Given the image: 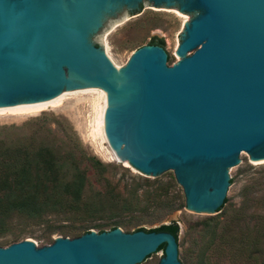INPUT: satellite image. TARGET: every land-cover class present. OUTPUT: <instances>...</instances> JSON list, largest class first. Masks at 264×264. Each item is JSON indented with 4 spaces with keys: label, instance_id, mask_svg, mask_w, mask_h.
I'll use <instances>...</instances> for the list:
<instances>
[{
    "label": "water",
    "instance_id": "water-1",
    "mask_svg": "<svg viewBox=\"0 0 264 264\" xmlns=\"http://www.w3.org/2000/svg\"><path fill=\"white\" fill-rule=\"evenodd\" d=\"M144 7L187 17L178 61L149 45L119 68L104 34ZM85 89L104 93L118 162L146 178L172 172L183 209L215 216L240 155L264 163V0H0V109ZM161 246L157 264H181L171 233L116 227L11 243L0 264H141Z\"/></svg>",
    "mask_w": 264,
    "mask_h": 264
},
{
    "label": "rangeland",
    "instance_id": "rangeland-1",
    "mask_svg": "<svg viewBox=\"0 0 264 264\" xmlns=\"http://www.w3.org/2000/svg\"><path fill=\"white\" fill-rule=\"evenodd\" d=\"M186 20L187 17H183L175 11L144 7L138 14L126 18L105 33L104 47L113 63L121 67L126 64L134 51L143 46H149L153 38L162 39L164 41L163 49L169 57L167 64L171 66L178 61L174 55L177 48L176 35ZM97 95V92H90L70 97L61 106L59 105V108H49L35 115H24L25 117L2 115L0 116V139L6 137L9 142L22 140L37 128L39 125L37 120L45 118L44 126L50 128L60 140L67 141L74 138L88 156L96 157L107 166V173L104 175L105 181L97 179L91 170L88 171L89 185L84 199L86 201L97 200L104 206V212L97 223L110 224L119 221L127 223L128 226L117 228L124 232H133L139 228L150 230L160 225L176 222L179 226V261L181 264H199L197 255L202 243L199 241L203 232L197 223L212 216L197 215L183 209L185 207L184 197L172 172H166L157 178H146L125 163L105 157L107 152L103 154V150L109 148L107 143L102 140L101 134H91L93 97L96 98ZM92 135L95 137L93 138ZM239 159L240 163L229 171L231 184L227 192L228 201L225 209L242 208L243 214L264 215V163L250 164L245 153H242ZM131 177L148 180L151 184L139 181L141 187L137 186L139 188L136 191V200L128 202L131 199L129 191L136 187V182L132 181ZM168 182L172 183L174 187L169 188ZM246 187L249 190L244 195L243 190ZM165 192L167 193L165 194ZM154 195H157V198ZM178 205L181 207L177 208ZM50 218L51 228L43 223H30L23 226L20 241H32L37 247H42L51 244L48 240L41 238L48 231H54L48 236L52 241L57 237H62L55 232L57 231L55 229L67 225L69 222L62 219V216H50ZM247 222L250 224L249 220H242L234 229H243ZM256 223L261 222L256 221ZM91 231L98 232L96 229ZM10 238V234H6L0 237V241ZM205 240L203 239V241ZM218 245L219 243L215 246ZM5 246L7 245L0 247ZM162 255L163 251H159L141 264H157ZM210 264L243 263L236 259L232 250L225 245H220V247L213 248Z\"/></svg>",
    "mask_w": 264,
    "mask_h": 264
},
{
    "label": "trees",
    "instance_id": "trees-1",
    "mask_svg": "<svg viewBox=\"0 0 264 264\" xmlns=\"http://www.w3.org/2000/svg\"><path fill=\"white\" fill-rule=\"evenodd\" d=\"M150 45L163 48L164 41L153 38ZM44 119L37 120V128L22 140L9 142L6 137L0 139V237L6 234L11 236L0 241V246L19 242L23 226L30 223H43L51 228L50 216H62L69 222L55 229L62 237L75 238L86 230L128 226L119 221L97 223L104 206L97 200L84 199L89 185L88 171L105 181L107 166L96 157L88 156L74 138L60 140L50 128L44 126ZM131 179L136 182V187L129 191L131 199L128 202L136 200V191L141 187L139 181L151 184L141 178ZM168 186L174 187L170 182ZM248 190L246 187L243 194ZM154 196L157 198V195ZM227 201L226 198L218 215L197 223L203 232L197 255L199 264H210L213 248L220 245L232 250L236 259L243 264H264V215L243 214L242 208L225 209ZM244 219L249 220L250 224L247 222L243 229L235 230L236 225ZM256 221L261 223L257 224ZM138 230L145 229L135 231ZM145 231L171 233L178 243L179 226L176 222ZM52 233L54 231H48L41 238L52 243L48 237ZM217 243L219 245L215 246ZM163 248L161 246L157 252L163 251Z\"/></svg>",
    "mask_w": 264,
    "mask_h": 264
},
{
    "label": "bare ground",
    "instance_id": "bare-ground-1",
    "mask_svg": "<svg viewBox=\"0 0 264 264\" xmlns=\"http://www.w3.org/2000/svg\"><path fill=\"white\" fill-rule=\"evenodd\" d=\"M105 51H106V48H105ZM106 54L108 55L107 51H106ZM108 57H109V55H108ZM114 65L117 66L116 64H114ZM117 67L120 68V66H117ZM90 92L91 93L92 92L93 93L94 92L98 93V95L95 96L96 98H94L92 96L93 97V107L94 108H93V116H92V124H91L93 128H92L91 134H96V133L98 135L101 134L102 140L106 142L104 134H103V129H102V113H103V109L105 107L104 93L101 90H99V89H85V90H77V91L62 93V94H60L59 96H57L55 99H53L51 101H47V102H43V103H39V104H33V105L17 106V107H12V108L0 109V116L6 115L5 117H7V116H9V117H11V116L12 117H17V116H24V115H28V116L29 115H35L37 113L39 114V112L47 110L49 108H57V107L59 108L63 104V102L65 100L69 99L70 97H75V96H78V95H81V94H84V93H90ZM90 104L92 105V103H90ZM92 136H93V138L95 137L94 135H92ZM104 152H107L105 157L107 156V158L109 160L113 159V160L117 161V159L115 158V156H114V154H113V152L111 151L110 148H108L106 150H103V154H104ZM125 165H127V164L125 163Z\"/></svg>",
    "mask_w": 264,
    "mask_h": 264
},
{
    "label": "flooded vegetation",
    "instance_id": "flooded-vegetation-1",
    "mask_svg": "<svg viewBox=\"0 0 264 264\" xmlns=\"http://www.w3.org/2000/svg\"><path fill=\"white\" fill-rule=\"evenodd\" d=\"M155 46V45H154Z\"/></svg>",
    "mask_w": 264,
    "mask_h": 264
}]
</instances>
